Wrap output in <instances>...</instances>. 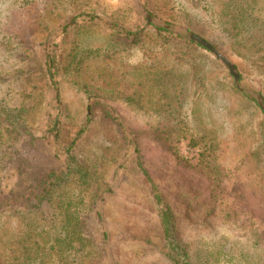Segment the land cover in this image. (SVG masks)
I'll return each instance as SVG.
<instances>
[{"label":"trees","instance_id":"trees-1","mask_svg":"<svg viewBox=\"0 0 264 264\" xmlns=\"http://www.w3.org/2000/svg\"><path fill=\"white\" fill-rule=\"evenodd\" d=\"M191 2L201 10L196 12L187 9L181 0H144V5L151 15L176 20L224 55L240 59L245 66L241 70L240 65L236 64L240 80H250L260 88L264 98V0ZM84 15L87 18L66 31L56 43L54 51L46 57L45 64L24 65L17 71V90L14 87L12 90L17 91L21 102L12 105L0 99V162L3 164L6 159L12 164L16 162L18 171L17 180L7 196L3 199L0 196V217L9 208L19 223L17 232L7 242L12 264H47L51 258L58 259V264H104L108 239L97 212L98 202L107 188L103 173L106 169L102 160L110 156H127L134 148L133 144L137 147L136 156L130 167L150 192L151 203L157 214L155 230L158 239L148 243H152L162 258L171 264H264V230L252 220L244 221L242 209L224 207V203H220V197L225 192V173L216 157L218 147L214 138L207 134L191 137L189 146L201 151L197 162L187 165L209 181L210 193L204 199L199 191L174 195L162 190L141 160L140 138L146 135L171 155L177 165L185 166L179 156L177 132L161 127L152 128L146 133L131 131L132 141L116 115L98 99L86 107L83 122H74L68 116H64L60 122L58 145L68 152L83 137L92 122L87 139L66 158L63 168L45 169L19 159L14 147L25 137H34L29 119L38 110L39 97L55 89L57 100L60 99L55 79L58 85L66 82L78 88L87 98L97 97L81 80V68L87 54L83 42L87 30L92 27L105 30L106 38L111 48H114V55L132 52L148 34L163 39L166 46L176 49L171 54V49L167 48L165 56L159 58L160 62L153 68L142 65L141 72L144 73L146 85L150 83L170 91L178 88L181 80L171 75L174 72L172 69H167L171 63L169 58L174 55V60L191 65L196 70L205 59L219 63L207 49L194 42L181 40L163 29L150 26L142 33H135L116 23L102 28L99 22H105L97 21V13L82 11L80 16ZM191 50H195V53H189ZM141 72L138 71L140 76ZM195 79L198 89H203V94L208 96V79L198 70L195 71ZM228 79L232 80L230 74H227ZM183 88L182 84L179 95L167 90V108L172 110L171 114L179 110L183 113ZM229 89L239 92L234 83L229 85ZM243 96L258 109L259 124L264 123V112L259 105L250 97ZM163 97L166 95L163 94ZM127 100L132 101L129 97ZM174 101L176 106L173 105ZM259 124L256 128L258 140L252 152H258L263 144V131ZM58 125L57 118H49L44 125L45 132H56ZM208 221L214 224L218 222L224 228H233L230 232V236H233L232 245L223 249L224 244L230 242L227 235L201 237L195 254L190 255L182 242V226L188 224L199 229ZM2 239L0 224V248Z\"/></svg>","mask_w":264,"mask_h":264},{"label":"rangeland","instance_id":"rangeland-1","mask_svg":"<svg viewBox=\"0 0 264 264\" xmlns=\"http://www.w3.org/2000/svg\"><path fill=\"white\" fill-rule=\"evenodd\" d=\"M181 1L187 9L196 12L201 10L194 7L192 0ZM141 3L146 9L144 0ZM82 11L97 13V21L105 22H99L102 28L116 23L128 31L142 33L150 27L136 9L135 0H0V99L4 103L15 105L21 102L15 85L17 71L24 65L45 64L46 57L54 51L64 33L87 18V15L80 16ZM148 13L150 14L149 10ZM152 16L181 31L193 33L167 16ZM66 26L67 29H64ZM92 28L87 30L83 42L87 54L81 68V80L97 97L87 98L78 88L66 82L58 85L55 79L60 99L57 100L55 89L44 92L39 97L38 110L29 119L34 137H25L14 147L19 153V159L45 169L63 168L66 158L87 139L92 122L69 152L58 145L60 122L64 116L74 122H83L86 107L98 99L116 115L132 141L131 131L146 133L157 127L172 129L179 134V156L185 166L177 165L171 155L164 152L150 137L143 135L140 138L141 160L146 169L162 190L174 195L199 191L203 199L207 196L210 191L207 178L187 167L188 163L197 162L201 151L192 149L189 143L192 136L207 134L213 137L218 147L216 157L225 173V192L220 197V203H224V207L242 209L244 221L252 220L264 230V123L259 124L258 109L243 95L253 98L238 89L240 93L229 89L234 78L230 75L232 80H227V74L230 73L218 59L219 63L205 59L197 68L209 81L208 96L203 94V89L197 87L196 68L174 60L176 55L169 58L171 63L167 69H172L174 72L171 75L181 80L178 88L170 91L150 83L146 85L141 67L157 66L167 48L171 49V54L176 49L166 46L163 39L148 34L132 52L114 55V48H111L105 30L100 27ZM193 52L195 50L189 51ZM224 56L235 66L239 64L241 70L244 69V63L237 57ZM180 83L184 85L183 113L179 110L171 114L172 110L167 108V90L173 95H179L182 87ZM240 83L245 90L261 94L260 88L250 80H240ZM13 87L16 90H12ZM127 97L132 101H128ZM173 105L176 106L175 101ZM89 116L91 119L90 114ZM49 118H57L59 125L56 132H45L44 125ZM258 124L263 131V144L258 152H252L253 145L258 140ZM133 147L127 156H110L105 161L102 160L106 169L103 173L107 188L98 202L97 212L108 239L104 264H171L156 252L152 243H148L158 239L155 230L157 214L151 203L150 192L130 167L136 156L137 147L135 144ZM93 150L97 152L96 148ZM10 151L11 149L8 150ZM17 177L16 162L9 163L8 159L3 164L0 162L2 199L7 196ZM0 224L3 238L0 248L2 264H12L7 242L17 232L18 219L7 208L0 217ZM232 230L233 228L222 227L218 222L214 224L208 221L199 229L184 224L181 233L185 251L194 255L201 237L223 235L230 239V242L224 244L223 249L226 250L232 245ZM58 262V259L51 258L47 264Z\"/></svg>","mask_w":264,"mask_h":264},{"label":"water","instance_id":"water-1","mask_svg":"<svg viewBox=\"0 0 264 264\" xmlns=\"http://www.w3.org/2000/svg\"><path fill=\"white\" fill-rule=\"evenodd\" d=\"M135 7L138 10V12L147 20L148 26H155L159 29H163L165 31H168L175 36L181 37L183 39H186L190 42H194L195 44L207 49L216 59H218L222 64L228 69L230 75L234 78V84L235 87L244 94H247L251 96L254 100H256L257 105H259L260 109L264 112V98L261 94L254 92V91H248L245 90L240 83V74L236 68V66L222 53H220L218 50H216L211 44L206 42L201 37L189 33L187 31H181L177 27H174L172 25H169L167 23L162 22L160 19L153 17L148 13V10L144 8V6L141 3V0H135Z\"/></svg>","mask_w":264,"mask_h":264}]
</instances>
